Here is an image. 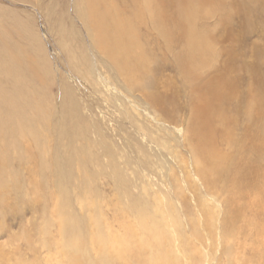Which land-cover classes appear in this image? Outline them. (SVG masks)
<instances>
[{"label":"bare ground","instance_id":"obj_1","mask_svg":"<svg viewBox=\"0 0 264 264\" xmlns=\"http://www.w3.org/2000/svg\"><path fill=\"white\" fill-rule=\"evenodd\" d=\"M83 3L88 11L85 14L95 15L90 18L95 21H89L82 8L77 10L95 50L105 56L129 94L140 93L139 97L153 105H165V96L158 91L150 92L149 88L159 84L153 72L158 60L165 66V51L173 54L172 64L180 73L184 99L181 100L190 113L191 123L185 132L194 138L191 151L195 167L208 189L221 183L227 197L222 202L224 234L230 236L228 233L234 230L230 229L231 223L240 216L234 212L235 206L240 213H249L262 205L264 197V182L260 183L264 179V0H84ZM1 12L0 79L5 78L6 85L12 81L15 89L9 92L0 85V212L6 208L14 211L19 202L26 201L32 211L42 210L43 206L49 209L42 213L40 240L34 241L29 235L25 238L30 246L48 251L45 264H184L181 256L171 249V241L183 243L173 203L165 208V226L174 229L175 240L163 232L164 215L157 207H140L136 211L140 232L127 210L121 212L117 208L116 219L123 223L117 233L105 222V213L97 214L93 208L92 195L97 196L94 194L97 192L90 188V180L96 179L97 173L84 172L88 166L82 167L85 170L77 171L74 179L75 173L70 175L72 180L63 187L56 173V165H60L58 141L65 130L71 137L69 140L77 142L84 123L78 122V118L68 123L71 115L67 114L62 126L55 124L54 130V104L48 100L54 87L48 91L46 85L50 84L45 70L39 57L33 58V52L37 55L32 45L33 34L20 21H15L16 25L11 22L8 28V13ZM13 30L28 43L19 44L18 40L15 43L12 38L15 34L10 36ZM260 39L263 45L257 44ZM180 45L181 50L175 52ZM157 49L162 53L160 58L154 54ZM247 54L255 60L253 63L248 61ZM245 83L251 86L245 87ZM8 103L12 113L6 110ZM218 137L230 149L226 156L219 157L215 152ZM81 138L82 142L85 137ZM80 147L72 151L77 166L88 165L87 149L85 152ZM91 148L94 149L93 145ZM68 156L73 158L71 153ZM251 178L254 180L250 181ZM199 204L211 222L214 212L206 210L202 200ZM130 206H134L133 200ZM159 249H165L164 258L156 257ZM257 254L254 253L263 259L262 254ZM1 256L3 262L7 257ZM35 259L33 263L40 264L38 254ZM15 264L27 263L20 258Z\"/></svg>","mask_w":264,"mask_h":264},{"label":"rangeland","instance_id":"obj_2","mask_svg":"<svg viewBox=\"0 0 264 264\" xmlns=\"http://www.w3.org/2000/svg\"><path fill=\"white\" fill-rule=\"evenodd\" d=\"M83 1L0 0V16H2L1 11L8 13L7 27L9 28L12 23L16 25L15 21H20L23 25L26 24L27 26H24L33 34L32 45L37 55L33 52L34 57H32L40 59L47 82L50 84V87L46 85L48 91L54 87L49 91L48 98L50 104H54L52 117L54 130L55 124L62 126L69 114L72 118L69 116L66 120L68 123L77 118L78 122L84 123L81 137L85 135L83 136L85 138L80 137L82 142L80 138H77V142L70 141L71 137L65 130L64 137L58 141L57 150L60 158L57 162L60 165H56L58 180L63 187H66L67 182L76 178V174L85 170L87 166L91 169L87 170V167L84 172L97 173L96 179L90 180V188L93 192L94 189L97 192L94 193L97 196L92 195L93 208L97 214L105 213V222L117 233L120 232V225H123L116 219L117 208L121 212L127 210L129 219L140 232L136 211L140 207H157L164 215L163 232H166L170 239L175 240L174 229L165 226V208L173 203V208L179 217L183 243L171 241V249L181 256L184 264H215L216 261L220 264H264V197L262 205L249 213L243 214V211L240 213V209L235 206L234 212L239 213L240 216L231 223L230 229L234 230H230L228 233L230 236L224 234L222 220L225 216V205L222 202L227 197L221 189V183H218L215 189L210 187V190L205 187L202 182L203 177L195 167V158L191 151V146L195 144L194 138L193 135L186 133L191 123L190 113L185 101H182L184 99L180 73L172 64L173 54H167L165 51L167 58L165 61L172 64L171 66L166 62L164 66L160 60L156 62L158 65H155L157 67L153 72L156 73L159 84L149 88L150 92L158 91L165 96V105H153L144 97H139L140 93L137 95L132 93V96L123 88L115 72H112L105 56L95 50L93 39L90 38L77 14L80 8L84 14L88 12L87 8L82 6ZM86 14L85 18L95 21V19L90 20L95 15L90 17V14L88 16ZM86 26L89 28L88 23ZM10 36L15 43L18 40L17 43L23 44L26 40L15 31ZM27 43L25 41V44ZM257 44L263 45L262 40H258ZM179 48L175 49V52L181 50V45ZM154 54L157 58L162 56L159 49L154 51ZM247 59L251 63L255 61L249 57V54ZM29 71L33 75V71L31 69ZM159 72L161 74H158ZM6 83L8 82L5 78L0 79V85L5 90L10 92L15 89L12 81L11 84H7L9 86ZM244 85L247 87L249 83ZM6 110L12 113V106L9 105ZM73 115L78 117L75 118ZM217 140L216 154L219 157L226 156L230 151L228 145L219 137ZM80 145L84 147L85 152L87 149L89 154L87 152L86 154L90 156L88 161L91 162L92 159L93 165L92 162H88V165L77 166L74 152L81 148ZM92 145L94 149L91 148ZM73 147L77 150H73ZM70 153L71 156L73 154V158L70 156L72 159L68 156ZM75 164L76 167L72 169ZM24 171L28 172L25 169ZM73 173L75 176L71 179L70 175ZM210 173L214 177V173L212 171ZM23 174L27 177V173ZM263 180L260 179V183H263ZM132 200L134 206H130ZM201 200L205 203L206 210L210 209L212 213L214 212L211 222L201 210L202 206L199 204ZM238 207L241 208V205ZM6 210L0 212V256L7 258L3 262L0 260V264H15L16 259L20 258H23L27 264L30 262L34 264L33 260H37L35 259L37 254L38 262L45 264L44 262L49 258L48 251L44 247L39 249L33 244L30 246L25 238L29 235L33 240L35 239L34 241L40 240L41 222L44 218L42 213L49 209L43 206L42 210L32 211L30 202L26 201L19 202L18 208L14 211L8 208ZM118 215L121 216V213ZM252 237L255 239H250ZM255 242L258 243L254 246ZM256 250H259L258 254H262L263 259H260ZM226 252H230V256ZM9 253L13 254L9 257ZM156 257L164 258L165 249H159Z\"/></svg>","mask_w":264,"mask_h":264}]
</instances>
